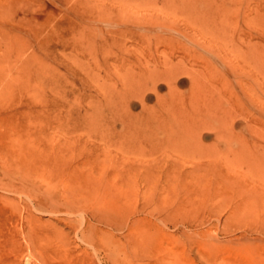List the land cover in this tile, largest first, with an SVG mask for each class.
I'll use <instances>...</instances> for the list:
<instances>
[{"label": "rangeland", "instance_id": "374dc122", "mask_svg": "<svg viewBox=\"0 0 264 264\" xmlns=\"http://www.w3.org/2000/svg\"><path fill=\"white\" fill-rule=\"evenodd\" d=\"M0 264H264V0H0Z\"/></svg>", "mask_w": 264, "mask_h": 264}, {"label": "bare ground", "instance_id": "6f19581e", "mask_svg": "<svg viewBox=\"0 0 264 264\" xmlns=\"http://www.w3.org/2000/svg\"><path fill=\"white\" fill-rule=\"evenodd\" d=\"M193 103V102H192ZM260 182V181H259ZM263 185V184H262Z\"/></svg>", "mask_w": 264, "mask_h": 264}]
</instances>
